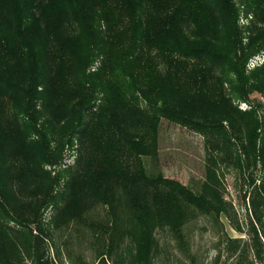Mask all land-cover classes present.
<instances>
[{
	"label": "trees",
	"instance_id": "trees-1",
	"mask_svg": "<svg viewBox=\"0 0 264 264\" xmlns=\"http://www.w3.org/2000/svg\"><path fill=\"white\" fill-rule=\"evenodd\" d=\"M241 1L264 23V0ZM237 16L233 0H0V264H52L42 251V210L56 204L57 180L41 166L62 157L74 138L78 167L67 189L101 191L105 176L137 182L164 200L145 206L161 210L173 196L202 212L218 210L204 194L147 176L141 157L157 159L162 119L200 133L208 149L227 152L240 168L256 161L264 168V109L241 112L233 104L264 94V62L247 70L264 50V27L243 43ZM52 141L56 148L39 155L36 148ZM17 168V177L31 171L52 183L40 200L13 206ZM258 186L256 233L264 231V174ZM93 194L105 203L104 194ZM82 213L81 200L70 218ZM165 219L160 212L139 222L144 264L152 229Z\"/></svg>",
	"mask_w": 264,
	"mask_h": 264
},
{
	"label": "rangeland",
	"instance_id": "rangeland-1",
	"mask_svg": "<svg viewBox=\"0 0 264 264\" xmlns=\"http://www.w3.org/2000/svg\"><path fill=\"white\" fill-rule=\"evenodd\" d=\"M233 2L238 10L237 26L243 43H247L250 34H258L256 28L264 27L263 17L254 14L241 0ZM227 36L221 41L227 42ZM262 62L264 50L248 59V72ZM225 86L226 93H230L229 85ZM249 98L234 100L233 104L241 112L261 104L263 113L264 94L255 91ZM77 142L74 138L65 146L62 157L41 166L57 180L52 191L56 204L42 210V223L48 233L42 251L52 264H144L140 235L146 229L139 222L144 216L149 215L150 219L160 212L166 219L157 220L152 229L155 244L147 257L149 264H264V231L255 225L259 228L256 233L251 224L252 194L259 188L264 174L258 161L240 168L230 156H225L227 152L208 149L200 133L162 119L158 127L157 159L150 155L141 157L147 176L175 181L197 195L204 194L216 202L218 210L202 212L195 206L180 203L175 196L161 210L145 206L146 202L154 205L163 204L164 200L152 188H138L137 182L120 184L105 176L101 191L88 190L83 184H78L75 190L67 189L69 176L78 167ZM55 148L52 141L49 148L39 146L36 150L42 155ZM18 169L13 170L14 207L40 200L47 186L52 185L49 179L31 171L17 177L21 173ZM36 187L40 188L37 192ZM95 192L105 195V203L93 201ZM68 193L71 195L67 196ZM83 199L90 202L86 207ZM81 200V217L70 218L77 213Z\"/></svg>",
	"mask_w": 264,
	"mask_h": 264
}]
</instances>
